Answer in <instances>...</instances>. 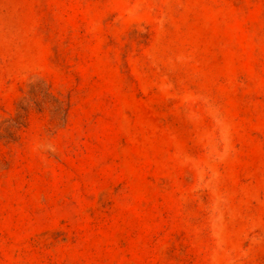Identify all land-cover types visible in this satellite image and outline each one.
Wrapping results in <instances>:
<instances>
[{"label": "rangeland", "instance_id": "1", "mask_svg": "<svg viewBox=\"0 0 264 264\" xmlns=\"http://www.w3.org/2000/svg\"><path fill=\"white\" fill-rule=\"evenodd\" d=\"M0 264H264V0H0Z\"/></svg>", "mask_w": 264, "mask_h": 264}]
</instances>
